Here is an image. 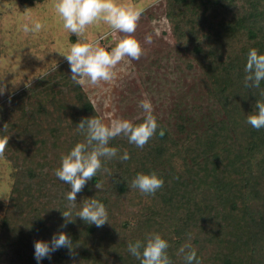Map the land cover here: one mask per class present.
Masks as SVG:
<instances>
[{
	"label": "trees",
	"instance_id": "16d2710c",
	"mask_svg": "<svg viewBox=\"0 0 264 264\" xmlns=\"http://www.w3.org/2000/svg\"><path fill=\"white\" fill-rule=\"evenodd\" d=\"M43 1L19 3L28 8ZM164 8L175 43L201 70L203 93L215 109L176 103L174 123L165 125L156 117L159 127L143 148L123 136L112 138L109 145L120 154L127 150L130 158H102L103 166L93 177L100 188L93 191L91 179L75 202L100 200L108 222L97 227L84 221L76 232L74 215L62 227L70 186L25 155L27 140L34 141L46 129L57 153L52 162L59 167L62 154L86 142L77 123L98 115L80 84L67 74L66 63L17 91L0 105V155L12 172L11 209L0 225V262L37 264L33 242L64 231L73 243L71 252L62 247L41 264H94L101 245L115 247L108 264H139L127 243L150 232L169 242L172 264H185L178 249L189 243L201 264H264V128L246 123L256 100L264 101V80L259 88L244 86L248 50L264 53V0H164ZM152 171L164 180L155 194L130 188L138 172ZM120 200L126 203L120 205ZM117 215L125 219L118 227L113 224Z\"/></svg>",
	"mask_w": 264,
	"mask_h": 264
},
{
	"label": "rangeland",
	"instance_id": "374dc122",
	"mask_svg": "<svg viewBox=\"0 0 264 264\" xmlns=\"http://www.w3.org/2000/svg\"><path fill=\"white\" fill-rule=\"evenodd\" d=\"M118 2L142 10L135 31L131 34L111 31L101 21L87 27L84 42L97 41L99 46L110 49L120 38L131 35L140 42L143 52L139 59L125 57L118 62L114 66L111 81L80 84L98 117L106 124L116 118H127L135 122L144 118L143 109L139 107V101L144 99L151 101L153 114L163 120L165 125L168 122L169 125L174 123L173 110L176 103L183 102L187 107H199L202 111L215 109L213 101L203 93L205 84L201 70L192 56L183 51L173 39L164 16V0ZM53 3L54 0H45L24 8L19 0H0V85L4 88L0 94V105L62 63L68 64L60 52L66 50L69 43L76 42L77 36L63 29L62 20L52 7ZM31 20H40L44 27L38 33L24 34L20 26ZM148 35L152 37L150 42L145 39ZM67 74L71 75L69 64ZM43 121L41 119V124L47 125ZM40 129L43 130V127ZM50 145L51 136L47 135L45 129L42 136H37L34 141L27 140L28 151H25V155H29L30 160L41 162L43 172L51 177L57 167L52 162L57 153ZM11 173L9 163L0 155V225L11 209ZM97 182V179L92 182L93 191H96ZM124 203L119 202L120 205ZM81 206H75L74 216ZM74 216L73 230L80 232L84 220ZM122 220L125 219L117 215L114 226L118 227ZM114 248L101 245V257L94 264H108Z\"/></svg>",
	"mask_w": 264,
	"mask_h": 264
},
{
	"label": "clouds",
	"instance_id": "9594fccd",
	"mask_svg": "<svg viewBox=\"0 0 264 264\" xmlns=\"http://www.w3.org/2000/svg\"><path fill=\"white\" fill-rule=\"evenodd\" d=\"M52 7L62 20L63 29L70 34H76V42L60 54L66 59L71 71V78L77 84L89 82L96 84L99 81H111L114 77V66L125 57L139 59L143 49L140 42L131 35L120 38L113 47L106 49L99 46L97 41L84 42L86 29L90 25L104 22L111 31H119L131 34L135 31L137 21L141 15V9L132 5H126L118 0H54ZM44 27L40 20H31L21 24L20 30L24 34H35ZM109 35V33H105ZM151 41V35L146 36ZM244 71V86L259 88L264 80V53H259L257 48H250ZM4 88L0 85V94ZM264 95V92H262ZM139 107L143 109L144 118L140 123H134L131 119L116 118L105 123L99 117L92 116L82 118L76 125V130L85 136L86 142H77L66 154L60 157V165L55 168L54 175L70 186V191L65 195L69 202L61 215L65 218L62 227H66L73 215L76 194L82 190L85 184L102 168L104 160L118 159L126 161L130 158L127 150L119 153L116 146H110L109 141L117 136L126 137L129 144H135L143 148L149 139L156 133L159 124L153 114V106L150 100L139 101ZM255 111L246 115V123L253 128H264V101L256 100ZM163 135V131L160 132ZM8 139L4 141L7 143ZM4 144L0 143V151ZM164 184V180L155 171L149 173L138 172L130 182V188L138 189L144 194H155ZM96 188H100L99 181ZM75 217H80L89 224L101 227L108 222V212L103 202L95 198L85 200ZM65 247L71 252L73 243L69 235L64 231H56L50 240L38 239L33 242L34 259L37 264L51 258V254ZM169 242L158 232H150L144 239H136L127 243V251L139 260V264H172L167 252ZM178 253L183 254L185 264H201L197 257L196 249L191 244L182 245Z\"/></svg>",
	"mask_w": 264,
	"mask_h": 264
},
{
	"label": "water",
	"instance_id": "95a60500",
	"mask_svg": "<svg viewBox=\"0 0 264 264\" xmlns=\"http://www.w3.org/2000/svg\"><path fill=\"white\" fill-rule=\"evenodd\" d=\"M92 181H95V179H94V178H92Z\"/></svg>",
	"mask_w": 264,
	"mask_h": 264
}]
</instances>
